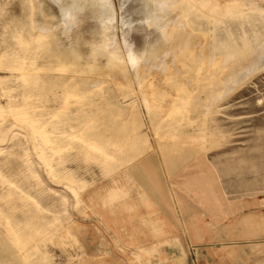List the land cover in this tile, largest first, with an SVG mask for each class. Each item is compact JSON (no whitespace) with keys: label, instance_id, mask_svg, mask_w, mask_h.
I'll use <instances>...</instances> for the list:
<instances>
[{"label":"rangeland","instance_id":"374dc122","mask_svg":"<svg viewBox=\"0 0 264 264\" xmlns=\"http://www.w3.org/2000/svg\"><path fill=\"white\" fill-rule=\"evenodd\" d=\"M0 264H264V0H0Z\"/></svg>","mask_w":264,"mask_h":264}]
</instances>
